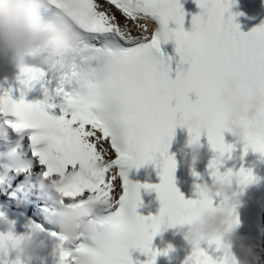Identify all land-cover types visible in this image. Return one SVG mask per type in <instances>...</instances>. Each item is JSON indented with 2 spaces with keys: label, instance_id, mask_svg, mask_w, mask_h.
Returning <instances> with one entry per match:
<instances>
[{
  "label": "snow or ice",
  "instance_id": "snow-or-ice-1",
  "mask_svg": "<svg viewBox=\"0 0 264 264\" xmlns=\"http://www.w3.org/2000/svg\"><path fill=\"white\" fill-rule=\"evenodd\" d=\"M234 2L194 0L201 11L186 31L180 0H47L49 31L62 33L49 41L55 64L68 53L74 63L51 70L41 64L21 67L15 87L0 84V116L11 128L34 130L32 154L44 167L43 175L68 181L66 197L89 208L106 206L105 214L70 249L58 237V264H134L131 253L136 250L149 258L146 264H156L157 257L173 251L171 246L153 247L163 229L189 224L203 209L220 203L202 198L200 185L197 199H185L176 187L177 162L168 150L183 118L207 119L206 131L188 130L189 144L200 145L206 133L217 154L209 164L213 179H234L241 189L256 182L243 167L220 172L223 158L234 150L224 139L226 108L219 95L225 80L238 81L237 93L244 98L254 91L264 95V23L241 32L230 12ZM170 41L179 57L174 79L171 57L165 59L161 52V44ZM48 73L58 79L51 92ZM92 73L95 78L87 79ZM35 83L44 98L29 101ZM243 127L244 154L250 149L264 157V109ZM149 163L159 168L158 184L129 180L130 169ZM141 188L157 193V215L138 214ZM181 210L186 214L180 215ZM232 215L238 223L235 208ZM23 238L11 230L0 233V250L10 251ZM189 243L184 264H229V248L220 237Z\"/></svg>",
  "mask_w": 264,
  "mask_h": 264
},
{
  "label": "clouds",
  "instance_id": "clouds-1",
  "mask_svg": "<svg viewBox=\"0 0 264 264\" xmlns=\"http://www.w3.org/2000/svg\"><path fill=\"white\" fill-rule=\"evenodd\" d=\"M48 9L47 0H0V57L7 58L20 72L21 67H29L28 58L37 60L44 68L53 67L62 69L74 63L71 53L64 56L63 61L55 64L49 41L62 33L51 32L44 11ZM168 44V43H167ZM92 73L87 79H94ZM238 81L227 79L219 95L220 102L226 108L224 119V133L230 134L235 142L243 143L246 130L244 121L253 120L258 111L264 109V95L253 92L250 98H244L237 93ZM179 127L192 131H206L207 119L202 115H191L179 122ZM11 128L7 118L0 116V134L7 140V129ZM20 139L28 129L11 128ZM193 153H198L201 145H190ZM18 151L13 149L11 155ZM197 157H193L195 164ZM44 172V170H43ZM68 181L58 175H42L37 182L38 189L49 199L54 200L52 215L59 227L58 237L64 242L73 245L81 241L94 226L90 219V208L80 205L76 200L65 196ZM237 182L225 179H213L212 184L201 186V196L204 199H217L220 203L215 208L203 209L197 219L187 224L188 231L185 239L208 240L220 237L229 248V264H259V256L255 245L249 238L239 234L240 221L237 223L232 215V209L240 203L242 189L234 188ZM180 215L186 213L181 210ZM42 229L31 226L18 246L10 251L0 250V264H45L44 258L39 254L38 247L42 243ZM233 249L239 252L235 255Z\"/></svg>",
  "mask_w": 264,
  "mask_h": 264
},
{
  "label": "bare ground",
  "instance_id": "bare-ground-1",
  "mask_svg": "<svg viewBox=\"0 0 264 264\" xmlns=\"http://www.w3.org/2000/svg\"><path fill=\"white\" fill-rule=\"evenodd\" d=\"M130 27L133 28V34H138V33L135 32L134 26H130ZM48 214H49V213H48Z\"/></svg>",
  "mask_w": 264,
  "mask_h": 264
}]
</instances>
